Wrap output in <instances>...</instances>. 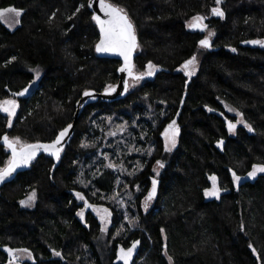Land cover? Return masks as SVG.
Returning a JSON list of instances; mask_svg holds the SVG:
<instances>
[{
  "label": "trees",
  "instance_id": "1",
  "mask_svg": "<svg viewBox=\"0 0 264 264\" xmlns=\"http://www.w3.org/2000/svg\"><path fill=\"white\" fill-rule=\"evenodd\" d=\"M88 1L0 0V10H22L13 29L0 21V101L19 106L11 127L0 113V137L51 142L86 91L118 83L120 62L96 52ZM111 2L135 26L134 73L149 62L156 71L119 99L87 104L59 160L43 153L0 185V248L28 250L10 258L0 250V264H123L115 263L117 251L136 241L129 264H170L169 257L171 264H264V173L247 175L264 165V47L242 45L264 40V0H222L223 18L211 12L216 0ZM198 15L207 30L188 27ZM209 31L212 46L202 48ZM193 56L198 70L188 77L178 69ZM225 105L254 131L239 124L230 132L237 117ZM173 120L177 144L165 151L162 133ZM116 126L123 130L111 136ZM9 159L0 143V169ZM212 176L219 198L204 195ZM153 179L156 195L145 209ZM33 192V205L22 206ZM85 200L110 211L106 231Z\"/></svg>",
  "mask_w": 264,
  "mask_h": 264
},
{
  "label": "snow or ice",
  "instance_id": "2",
  "mask_svg": "<svg viewBox=\"0 0 264 264\" xmlns=\"http://www.w3.org/2000/svg\"><path fill=\"white\" fill-rule=\"evenodd\" d=\"M222 0H216L217 7H213L211 9V12L214 16H218L220 18H223L225 13L222 11V9L219 7ZM84 5H80L76 8V12H79L81 8H83ZM88 7H93V0H89ZM99 8L100 11L104 14V19H102L100 16L93 14L92 20L95 21L96 25L99 27L100 31V39L99 42L96 44V51L98 53H105V52H115L118 53L120 56L124 58V67L120 69L121 72H127L128 75L133 80H141L144 78V76H152L154 72L156 71V66L153 65L151 62L147 65V71L139 74H134L133 67L134 65L131 63V55L133 50L138 46L137 45V38H136V32H135V26L133 22L131 21L128 13L125 9L122 7H119L118 5L111 2V0H99ZM5 13H14L15 16L18 18L22 15V10H18L14 7H10L7 9L0 10V18H3ZM72 17L69 16V19ZM206 17L203 16H196L193 17L192 22L188 25V27L193 29H199L200 31H205L208 29V25L204 23V20ZM19 19L16 20V23H19ZM214 35L213 32L209 31L208 35L199 41V44L202 48H210L211 41L210 38ZM247 43L253 44V45H260L261 47H264V40H251L247 41ZM232 51H236V49H232ZM15 59V57H13ZM195 63H196V57L193 56L191 59L184 62V64L181 66L184 70V74L186 76L191 77L195 72ZM39 73H37V76ZM124 92L128 91L129 83L127 80L124 82ZM115 91V87L112 85H109L106 87L105 92L110 93ZM27 92V89L20 93H15L14 95L22 96ZM85 96H90L91 93L85 92ZM225 107L230 112H235L237 117H240L235 123L229 121L228 122V129L230 132H233L239 124H243V127L246 128L249 132L254 131L252 126L244 121L243 114L239 112L235 108H231L228 105H225ZM16 108L17 103L15 100H5L3 102H0V112H4L7 114L8 117V125L9 127L12 126V118L16 115ZM209 111H212L211 108L208 109ZM73 126L68 125L66 128H64L59 135L56 137V140L52 142L51 144H42V143H35V144H28L23 143L19 137L15 138H9L8 135H4L3 137H0V143L3 144V146L10 150L11 152V158L7 162V166L0 169V183L4 182L7 178L11 177L12 173L16 171L17 168L21 166H28L33 159H35L38 151L43 149V151L47 152L49 155L55 157L57 160L60 159V152L62 151L61 147H57L61 144V141L64 139V137L67 135L69 129H71ZM179 135V127L176 124V121L173 120L169 125L168 128L165 130V151H171L172 148L176 146V137ZM223 141H220L219 144H222ZM218 144V146H219ZM84 146V145H82ZM150 154V153H149ZM157 165L160 168L164 167V163L162 161H157ZM108 167H114V165L109 164ZM264 173V165H253L252 170L248 172V177L254 178L257 173ZM232 178L234 182H239L241 177L238 176L234 171L232 172ZM212 180V187L211 189H205L204 195L205 197H216L219 198L220 188L217 185V178L215 176L210 177ZM156 185L157 181L153 179L152 181V189L148 192V195L145 198V209L148 207V202L151 201L155 195H156ZM75 195L81 199L84 200V197L81 195V193L77 192ZM36 193L33 192L31 195L28 196L27 200L21 201V205L25 207L32 206V202L35 200ZM85 206L86 207H92L95 211L96 208L93 205H89L88 202L85 200ZM103 211L110 215L108 212V209H103ZM79 216H81V219H83V212L78 213ZM101 220H104V217H101ZM103 231V229H102ZM163 231V230H162ZM139 243L138 241L133 242L132 247L124 249L120 248L118 253V259L123 261V264H129V261L132 258V254L134 249L136 248V244ZM249 247H252L249 245ZM5 251L9 252L10 254L13 251H20V252H28L27 249H18L13 250L10 248H6ZM255 249H253V252L255 253ZM30 255V253H29ZM54 255L59 256L60 253L54 252ZM169 261L171 264V258L169 257Z\"/></svg>",
  "mask_w": 264,
  "mask_h": 264
},
{
  "label": "water",
  "instance_id": "3",
  "mask_svg": "<svg viewBox=\"0 0 264 264\" xmlns=\"http://www.w3.org/2000/svg\"><path fill=\"white\" fill-rule=\"evenodd\" d=\"M89 3V1H88ZM89 8V7H88ZM89 11L91 12V14H95V15H98L100 16L102 19H104V14L100 11V8H99V0H93V7L89 8ZM95 22V21H94ZM96 24V23H95ZM97 26V25H96ZM98 28V33H99V38H98V42H99V39H100V31H99V27L97 26ZM136 38H137V35H136ZM97 42V43H98ZM96 43V44H97ZM137 45H138V40H137ZM243 46H251L252 44L250 43H242ZM96 49V47H95ZM137 49H138V46L133 50L132 52V55H131V63L134 65V58H135V55H136V52H137ZM97 52V51H96ZM97 54L102 57V58H106V59H115V60H118L120 62V66L118 68V77H119V80H118V83L115 85V91L113 92H110V93H106L105 91L103 92H100V93H96V92H93V91H88L89 93H91L90 96H85L84 94L80 97V99L76 102L75 104V113H74V116H73V121L72 123H70L69 125H72L73 127L71 129H69L67 135L64 137V139L61 141V144L58 145L57 147H61L62 148V151L63 149L65 148V146H67L72 137H73V134H74V128H75V124L77 122V119H78V116L80 114V112L82 111V109L89 103L91 102H94V101H97V100H101V101H111V100H115V99H119L120 97H122L126 92H124V81L127 80L129 78H131L128 73L125 71V72H121L120 69L122 67H124V58L122 56H120L118 53H115V52H105V53H98ZM133 70H134V67H133ZM134 72V71H133ZM135 74V73H134ZM190 79H188L187 83L189 82ZM18 96V95H17ZM19 97V96H18ZM185 98V95L183 96V100ZM68 126V125H67ZM66 126V127H67ZM65 127V128H66ZM56 140V138L51 141V142H47V143H42V144H51L52 142H54ZM31 144H35V143H31ZM9 153H10V158H11V152L10 150H8ZM61 151V152H62ZM60 152V153H61ZM48 154L47 152L43 151V149H41L40 151H38L37 156L41 155V154ZM49 155V154H48ZM34 160V159H33ZM32 160V161H33ZM31 161V162H32ZM30 165V164H29ZM28 166H21L19 168L16 169L15 172L12 173L11 177L7 178L4 182L0 183V185L4 184V183H7L8 181H10L11 179H13L18 173H21V172H24L28 169ZM7 166V165H6ZM132 247V246H131ZM6 247H2L0 248L1 251H3L4 253H6L8 255V257H12L14 255V251L10 254L9 252L5 251ZM136 249H137V245H136V248L134 249L133 251V254H132V257L134 256L135 252H136ZM118 253H119V250L117 251V257H118ZM116 257V261L115 263L117 262H123L121 260H119L118 258Z\"/></svg>",
  "mask_w": 264,
  "mask_h": 264
},
{
  "label": "rangeland",
  "instance_id": "4",
  "mask_svg": "<svg viewBox=\"0 0 264 264\" xmlns=\"http://www.w3.org/2000/svg\"><path fill=\"white\" fill-rule=\"evenodd\" d=\"M18 18L15 16V14L14 13H5V15H4V17L3 18H0V21L2 22V23H4L6 26H8L10 29H13V28H15V26L17 25V23H16V20H17ZM191 59V58H190ZM197 70H198V61H197V58H196V63H195V72H194V74L193 75H195V73L197 72ZM178 71H180V72H182L183 74H184V70L182 69V67H180L179 69H178ZM192 75V76H193ZM191 76V77H192ZM189 77V76H188ZM38 79H39V76H37L36 75V77L34 78V80H33V82H32V88H35L36 86H37V83H38ZM142 82V80H138V81H130V83H129V88H132L133 86H135V85H138V84H140ZM6 100H15L16 101V103H17V108H16V114H17V112H18V108H19V106H18V101L15 99V98H8V99H6ZM3 101H5V100H2V101H0V102H3ZM0 113H2L3 115H5L6 117H7V114L6 113H4V112H0ZM234 115H236L235 114V112L233 113ZM16 117V115L12 118V123H13V120H14V118ZM237 117V116H236ZM8 118V117H7ZM237 120L239 119V117H237L236 118ZM9 126V125H8ZM119 127H121V129L118 131V132H116V129L117 128H119ZM123 128V126H116V128H114V129H111V136H115V135H117V134H119V133H121L122 132V129ZM168 128V127H167ZM166 128V129H167ZM165 129V130H166ZM165 130H164V132L162 133V138H163V140H164V145H165V143H166V140H165ZM110 134H106V137H108ZM177 140H178V136L176 137V144H177ZM175 148V147H174ZM174 148H172V149H174ZM171 149V150H172ZM113 168H115V167H113ZM31 195V194H30ZM29 196V195H28ZM28 196H27V198H28ZM27 198L25 199V200H27ZM207 198H216V197H207ZM33 203H34V201L32 202V205H33ZM31 207V206H30ZM95 208H96V210L94 211L93 210V212H94V214H95V216H96V218L98 219V221H99V223H100V227H101V229H103V231H106L109 227H110V225H111V218H112V216H111V213H110V211L108 210V212L110 213V215L109 214H107V213H105L104 211H103V209H105L106 207H104V206H95ZM107 209V208H106ZM79 212H83V214H84V210L83 209H81ZM78 212V213H79ZM104 217V220L102 221L101 220V217ZM78 218H79V220L80 221H82L83 219H81V216H79L78 215ZM83 218H84V215H83ZM21 257V256H20Z\"/></svg>",
  "mask_w": 264,
  "mask_h": 264
}]
</instances>
